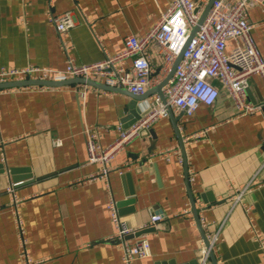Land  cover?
<instances>
[{
  "label": "crops",
  "instance_id": "obj_1",
  "mask_svg": "<svg viewBox=\"0 0 264 264\" xmlns=\"http://www.w3.org/2000/svg\"><path fill=\"white\" fill-rule=\"evenodd\" d=\"M170 1L0 0V69H60L68 56L76 64L101 60L122 51L129 34L145 35ZM49 10L71 11L75 17L69 53L60 47ZM249 19L264 56V4L252 6ZM149 53L158 75L164 61L157 44L150 45ZM213 82L221 89L216 103L200 104L193 116L182 114L176 123L181 138L213 127L207 137L186 143L193 180L175 159L154 155L180 147L170 115L143 129L111 162L108 183L129 224L147 222L156 213L164 216L161 229L144 231L152 256L135 264H199L203 232L208 237L219 232L216 264H264L250 230L253 224L264 235V109L238 115L219 80ZM83 84L0 89V264H27L14 197L26 253L35 264H122L120 249L108 240L115 233L108 183L88 180L102 166L87 161L84 129L99 127L101 143L111 145L119 126L128 127L146 114V101L155 92L134 99L123 90L90 85L83 97ZM247 93L249 100L264 102L261 75H252ZM242 189L240 199H233ZM188 207L193 216L183 214Z\"/></svg>",
  "mask_w": 264,
  "mask_h": 264
},
{
  "label": "built area",
  "instance_id": "obj_2",
  "mask_svg": "<svg viewBox=\"0 0 264 264\" xmlns=\"http://www.w3.org/2000/svg\"><path fill=\"white\" fill-rule=\"evenodd\" d=\"M208 1L171 0L167 10L145 35L129 34L122 51L106 55L101 60L76 64L68 56L66 67L60 69L37 65H28L25 68H2L0 82L26 79L61 81L83 77L88 80H97L111 87H122L128 92L140 95L154 84L158 85L164 81L171 72L175 60L183 51L173 74L161 88V95L154 93L147 99V111L143 117L128 127L119 126V135L111 145L103 146L102 132L99 127H85L87 161L99 163L102 166L100 172L88 180L103 179L108 183L114 156L132 139L139 136L143 129H148L159 118L170 115L169 110L174 114L183 113L191 117L200 104L214 105L221 96L220 87L213 82L215 79L219 80L223 92L230 97L238 115L251 114L263 109L264 102L249 100L247 90L252 75H261L264 80V56L254 41L252 36L254 24L249 19L250 8L257 4H264V0H213L206 18L187 44L190 33L196 27ZM47 13L58 32L60 47L69 53L72 46L69 43L68 32L75 25L73 13L65 11L55 14L51 10ZM231 42H233L232 45H230ZM152 43L157 44L158 54L164 61L158 75H155V68L150 61L149 52ZM34 87L44 88V85ZM89 88V84H83L81 92L83 97ZM212 128H202L199 132L183 136V149L178 146L167 147L154 155L164 160L175 159L182 167H187V173L193 180L195 171L187 164L186 143L207 137ZM60 143L57 141V144ZM245 189L238 190L236 196L232 198L240 199ZM9 190L12 192L13 188ZM108 193L107 207L115 227V233L108 240L120 249L122 264H135L138 259L151 257L150 241L144 231L161 229L164 216L159 213L152 214L149 221L132 226L121 215L119 201L113 196L109 183ZM18 201L15 197L13 198L22 252L27 264H35L38 262L33 261L26 253V238L18 210ZM183 214L193 216L189 207L185 208ZM202 221L203 219H200V224ZM250 230L264 258V235L253 224ZM218 240L219 232H215L211 237L206 235L200 239L199 264H212V254L215 253Z\"/></svg>",
  "mask_w": 264,
  "mask_h": 264
},
{
  "label": "water",
  "instance_id": "obj_3",
  "mask_svg": "<svg viewBox=\"0 0 264 264\" xmlns=\"http://www.w3.org/2000/svg\"><path fill=\"white\" fill-rule=\"evenodd\" d=\"M213 3V0H209L208 3L204 6V10L198 20V23L196 24V27H194V29L191 31L190 33V36L187 40V44H188V41L196 34L198 28H199V25L204 21V19L206 18L208 12L210 11V7ZM187 44L185 45L184 49L186 48ZM183 49V50H184ZM183 52V51H182ZM182 52L180 53V55L177 57V59L175 60L176 62L174 63L173 67H172V70L171 72L168 74L167 77H165L164 81H162L160 84H158L156 87L150 89V90H147L145 93L143 94H140V95H136V94H133L131 92H129V94L131 96H133L134 99H147L148 95L150 93H157L159 95H161V88L164 86V84L168 81L169 77L173 74L176 66L178 65V63L180 62V58H181V55H182ZM78 82H81V83H86V84H89L91 86H97V87H100V88H103V89H108V90H123V91H126L128 92L127 89L125 88H122V87H117V86H108L102 82H99L97 80H88V79H85L83 77H78V78H69V79H66V80H61V81H52V80H38V79H26V80H15V81H12V80H9L7 82H0V89H5V88H9V87H21V86H26V85H37V86H51V87H55V86H61V85H67V84H75V83H78ZM263 109H264V106H263ZM170 112V117L172 119V122L174 124V128L176 130V133L177 135L179 136V140H180V147H182V149L184 148V146L182 145V138H181V134H180V131L179 129L177 128L176 126V123L177 121L180 119V117L182 116V114H180L179 116H175L174 112H172L171 110H169ZM187 166V165H186ZM185 171L187 173V167H185ZM188 174V173H187ZM187 177V176H186ZM193 205V211H194V215H196V220H197V223H198V228L201 232H203L202 230V227H201V224H200V218H199V215H198V212H197V208H196V205L195 203L193 202L192 203ZM203 236L206 237V234L205 232H203ZM212 263L213 264H216V258H215V255L212 254Z\"/></svg>",
  "mask_w": 264,
  "mask_h": 264
}]
</instances>
